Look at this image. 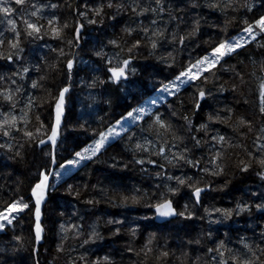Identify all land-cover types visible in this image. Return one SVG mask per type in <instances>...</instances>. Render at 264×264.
Returning a JSON list of instances; mask_svg holds the SVG:
<instances>
[{
    "label": "trees",
    "instance_id": "1",
    "mask_svg": "<svg viewBox=\"0 0 264 264\" xmlns=\"http://www.w3.org/2000/svg\"><path fill=\"white\" fill-rule=\"evenodd\" d=\"M108 3L109 0H93L91 5L81 8L80 11L86 13L81 17L77 15L79 5L75 0H25L22 6L15 5L13 0H6L3 6L17 9L15 15L8 18L15 19L17 27L22 31L20 48L23 51L19 52V57L7 47L6 42L14 39V34L7 19L0 14V39L5 40L0 53L5 57L13 55L12 61L0 58V77L5 78L0 79V89H10L13 92L17 87L20 89L14 96L16 104L12 110V114L18 118L17 126L28 131L30 128L35 129L39 125L37 116L48 125L49 94L57 93L58 89L71 82L70 92L78 100L75 107L78 116L76 128L79 132L86 133L91 130L90 134L77 141L66 158L59 159L56 151L58 165L55 172L59 169V163L72 158L74 151L95 139L94 130H105L129 111L132 105L128 110L118 112L125 104L133 102L134 96L145 92L144 97H139V100L132 103L138 106L150 95L148 86L152 85L147 84L141 75L145 63L155 72V91L161 83L172 79L190 60L194 61L202 56L204 49L214 47L222 39L238 34L244 26L240 21L247 19L251 22L264 15V0H232L231 6H227L229 0H162L165 11L155 14L150 10L157 7L155 0H111L112 8L107 7ZM211 3H218L219 6L209 7ZM245 3L252 6L251 12L241 6ZM101 4L104 5L102 15H93L92 10ZM117 4H123L124 7L118 9ZM133 7H136L137 12L141 8L149 11L136 15L131 10ZM32 12H36V15L32 16ZM22 16L43 26L39 36L29 37L23 34L26 26L20 22ZM53 17L59 19L60 25L66 22L69 26L64 29L60 38H54L50 31H46L50 27L47 21ZM76 19L85 28L84 39L92 44L93 58L82 54L77 57L75 69L78 68L81 72L75 77L66 68L70 51L64 40L68 41L65 37L71 39L73 36L72 27ZM89 19H95L96 23L89 24ZM152 20L157 21L155 26L151 24ZM197 20L199 31L189 38L187 33L192 31L194 21ZM113 22L119 32L111 31ZM145 27L149 29L147 34L142 31ZM125 28L134 31L129 35L124 32ZM153 30H163L165 39L152 37ZM257 33L255 40L250 38L236 54L225 56L222 63L212 69L214 75H209L207 82H192L178 94L171 96L166 103L155 108L152 114L159 111L162 118L171 125L170 131L164 132L161 129V134L158 135L152 126V120L145 118L103 148L92 161L83 162L61 179L54 175L46 205L44 226L47 233L44 244L39 246L36 253L32 234L33 216L27 222L21 218L13 221L12 225H6L0 230V264H82L78 257L85 255L89 264L94 260H98L99 264H218V261L212 259L216 253L208 250L216 249L221 241L227 249L232 250V253H226L225 258L231 254L245 253V244L251 245L256 251L257 245L264 248V244L260 243L264 239V210L255 208L256 204L264 203V180L257 175L261 169L255 162L247 172H240L236 167L239 160H249L247 152L264 156V149L259 147L264 144V115L259 113V84L264 80V71L261 70L264 66V34H259L258 29ZM173 34L177 37L175 42L172 41ZM180 36H185L183 45L179 43ZM148 38L157 39L155 49L151 48ZM113 39L117 40L120 48L109 44ZM136 40H140V47L132 53L127 78L113 82L109 79L110 73L107 70L108 59L120 52L121 48L124 49L121 58H126L127 48ZM61 49L65 53L63 56L60 55ZM101 50L103 55L97 56L96 52ZM173 61L174 64L170 67ZM24 68L28 71L24 72ZM237 74L243 76V84ZM33 82L37 83L36 88L32 87ZM233 84L238 85L235 91ZM200 87L210 90L211 95L201 99V106L195 108L198 99L196 93ZM29 99H32L34 106L26 107ZM11 108L12 105L0 96V119ZM227 109H231V113ZM217 113L220 119H208L209 115L216 116ZM21 116L24 119H20ZM185 117L191 120V125ZM241 117L251 120L250 131L247 126L238 124ZM202 124H206L207 128L200 129ZM133 134L135 138L130 140L129 137ZM45 136L42 130L39 139ZM214 136L217 137L216 140L212 139ZM221 136L225 138L223 141L219 140ZM21 137L22 132L16 133L14 137L0 135V145H14L12 150L0 147L1 161L14 164L17 168H12L13 172L22 168L21 174L26 180L20 186L15 175L0 166V205L20 196L28 202L26 197L30 196V186L36 182L38 171L45 166L49 171L52 166L47 155L52 149L49 146L39 148V140L21 149V156L17 157L15 146L23 142ZM193 137L200 141L198 146ZM137 143L142 145L141 149H136ZM161 146L165 147V152L157 155ZM217 150L222 155L217 158L216 163H222L224 167V171L218 176L212 173L219 169L210 163ZM177 152L198 164L194 167L179 160ZM136 160H143L144 163L137 164ZM149 160L156 163H149ZM204 168H208V172H204ZM169 176L193 177L194 180L201 181L198 186L210 185V190L204 192L201 202L193 207L191 190L182 186L174 197L168 195L167 198H183L193 215L178 216L163 224L154 223L150 216L153 209L151 205L157 202L159 192L166 191V186L176 187V181L169 180ZM69 185L73 186L71 191L68 189ZM143 193L147 195H142L137 203L127 201L122 204L119 200V194L131 197ZM114 195L116 198L111 199ZM55 197L63 202L62 208H59L60 213L59 209L53 213L51 210L50 201ZM89 200L93 203L89 204ZM241 202L249 204L251 210L239 215L233 213L226 219L215 211H211L210 215L205 212V209L214 208L235 209L237 203ZM182 208L180 211L185 210L184 206ZM145 211L149 213L148 217L141 215ZM110 219L122 223L109 224ZM61 224L68 229L66 233L61 231ZM71 225L77 227H70ZM93 228L99 238H93L84 244ZM77 231H80L78 236ZM22 235H27L29 239L25 241ZM17 236L22 239L16 240ZM109 248L113 250L109 251ZM149 248L151 251H148ZM165 251L168 255L161 256L160 253ZM105 256L109 257L108 261L104 260ZM261 259L264 260V255H261Z\"/></svg>",
    "mask_w": 264,
    "mask_h": 264
},
{
    "label": "snow or ice",
    "instance_id": "2",
    "mask_svg": "<svg viewBox=\"0 0 264 264\" xmlns=\"http://www.w3.org/2000/svg\"><path fill=\"white\" fill-rule=\"evenodd\" d=\"M6 0H0V14H3L4 18L7 19L8 25L11 26V31L14 34V39L8 40L7 47L10 50H14L16 53V56L19 57V52L23 51L22 48H20V38L22 35V31L17 27V21L15 19L8 18L9 16L15 15V12L17 9H14L12 6H3L5 4ZM15 5L22 6L25 3V0H13ZM155 4L157 7L150 9L151 12L154 14L157 12H164L165 7L162 4V0H155ZM232 5V0H229V4L227 6ZM218 3H211L209 7H218ZM242 7L246 8L247 11H252V6L248 5L247 3L241 5ZM43 7V5H41ZM52 7H56V5H52ZM108 8H112L113 4L111 3V0H109V3L107 4ZM116 7L118 9L123 8V4H117ZM104 5L101 4L94 8L93 15L95 16H101L103 13ZM136 15H142L144 12L149 11V9L141 8L139 12H137L136 7H133L131 9ZM32 16L36 15V12L31 13ZM77 15L84 17L86 15L85 12L79 11L77 9ZM110 19H114V17H110ZM172 19H175V17H172ZM20 22L24 24L26 27L23 29V34L29 37L33 36H39L41 33V29L43 28L42 25H38L36 23L31 22L29 19H26L25 17H20ZM48 25L50 26L48 30L50 31V34L54 38H60L61 33L64 31V29H67L69 26L65 22L63 25L59 24V19L57 17H53L52 19L47 21ZM89 24L96 23L95 19H89ZM157 23L156 20H152L151 24L155 26ZM243 27L240 28V31L236 37L233 38H225L222 39L219 43H217L214 47L210 46L209 48L204 49V54L198 58H196L194 61L190 60L189 63L184 65L182 69L176 73L172 79L168 80L166 83L160 84V90L164 93H167L170 96H175L178 94L181 90V86L185 84H190L195 81L204 80L205 82L208 81L209 75H214L212 72V69L216 67V65L221 64L222 60L225 56H231L233 54L237 53L238 49H242L245 47V45L249 42L243 34H247V36H250L253 40H255L257 36V29L259 31V34H264V15H260L258 18L253 19L251 22H249L247 19H243L240 21ZM199 21H194V26L192 28V31L187 33V36L190 38L192 36H195L197 32L199 31L198 28ZM83 27L81 24H77L75 27V35L73 37V40L75 42L79 41V33L80 29ZM134 30L131 28H125L124 32L128 33L129 35L132 34ZM142 31L147 34L149 29L147 27L143 28ZM152 37H156L159 40L165 39L163 30H153ZM150 39L151 48L155 49L157 47V39ZM177 39L176 35L173 34L172 41L175 42ZM73 40H69L68 44L71 45L73 43ZM185 41V36L179 37V43L183 45ZM127 43V41H125ZM207 43V42H206ZM109 44L113 45L114 47L120 48V45L118 44L117 40L113 39L109 41ZM5 45V40L0 39V47H3ZM140 47V40H136L134 43H132L127 48V57L121 58V53L124 52V49L121 48L120 52L116 53L114 57L108 59V72L110 73L109 79L113 82H118L122 78L126 79L128 76V69L129 65L132 61V53L134 50H138ZM60 55L63 56L65 53L63 50H60ZM97 56L103 55L102 50L96 52ZM169 56H171V53H169ZM0 58H4L8 61L13 60V55L9 54L6 57L3 56L2 53H0ZM74 61L72 59L67 60L66 68L68 72L70 73L73 69ZM174 61L169 65L170 67L173 66ZM262 71H264V66L261 68ZM24 72H27L28 69L24 68ZM133 72H135V69H132ZM238 79L240 80V83H244V78L242 75L237 74ZM0 79H5L4 77H0ZM13 84H15V81H11ZM103 83V81H101ZM33 88L37 87V83L33 82L32 84ZM233 90L235 91L238 88V85L233 84ZM222 90V88H221ZM20 89L17 87L15 89V92H13L10 89H0V96H3L4 101L10 103L12 105V108L9 110L8 113H3V119H0V135L4 137H14L16 133L22 132V143H19L17 146H15V155L17 157L21 156V149H24L26 146H31L35 141L39 140V144L44 145L46 143L45 139H39V135L41 134L42 130L43 133L47 137V142H49L52 146V152L49 155V160L51 164H57L58 161L56 159V153L55 148L57 147V141L58 138L61 135V128H62V121L65 116V94L69 91V88L67 86L58 89L57 93L55 94H49L50 96V103H49V119L50 123L48 125H45L43 121H40L39 116H37V121H39V125L35 127L34 131H28L22 128H19L17 126V116L15 114H12V110L15 108L16 101L14 100V96L17 92H19ZM196 95L198 96V99L196 100L195 108H199L200 100L205 98L206 95H211L210 90L206 91L204 88L200 87L197 89ZM151 103L154 105L156 103V100H152ZM28 106H34L32 99L28 100ZM195 110V109H194ZM229 113H231V109H227ZM259 113L261 115H264V80L260 81L259 84ZM175 113H173L174 115ZM27 114L25 113L24 116ZM24 116H21L20 119H24ZM145 118H150L152 120V126L155 128L156 133L159 135L161 134V129L164 130V132H168L171 130V125L168 124L163 118L162 115L157 111L156 113L152 114L151 107L148 106H140L137 108H133L130 111H127L126 114L121 115L119 119L115 121V124L108 125L105 130H94L93 135L95 136V139H93L90 143H88L85 147L81 148L78 151H74L72 153V158L70 159H64L62 163H59L60 169L72 168L81 165L84 161H92L94 158L97 157V154L101 152V149L105 147V145L114 138L121 137L122 133H127L129 129L125 128L122 121L124 122H131L133 125H135L137 122L144 120ZM231 119V116L228 117ZM187 120L188 124L191 125V120H188L187 117L184 118ZM210 121L213 119H220L219 113L216 114V116L209 115L208 118ZM227 122V121H225ZM25 123L27 121L25 120ZM238 124L241 126H247L249 131L251 130L252 122L251 120H245L244 118H239ZM117 127L119 130H117ZM207 125L202 124L200 125V129H206ZM200 129H197L199 131ZM135 134L129 137V139H134ZM213 140H216L217 137H212ZM225 138L223 136L219 137L220 141H223ZM193 140H195V137H193ZM148 143H151V141H147ZM196 145L198 146L200 141L195 140ZM0 147H7L9 150H12L14 148V145L11 143H8L6 145H0ZM136 149H141L142 145L140 143H137L135 145ZM259 147L261 149H264V144H260ZM187 151V149H185ZM165 152V147L161 146L159 148V152L157 155L162 154ZM222 153L217 150L216 155L212 157L210 163L215 165L216 169H219V171H213V175H220L224 171V167L222 166V163H216L217 158L221 157ZM176 156L179 158V160H184L188 164H192L194 167L198 164V162H194L192 160H187L185 155L181 152H177ZM247 156L249 157V160L246 162L244 159L239 160L236 167L239 169L240 172H247L252 166L253 162L261 169L257 172V175L264 180V156H256L252 152H247ZM149 163H156L154 160H149ZM135 163L137 164H143V160H136ZM171 163V161H169ZM127 165H125L126 167ZM160 167H163V165H160ZM204 172H208V168L203 169ZM52 175L48 171L47 166L43 168V170H39L36 177V182L30 186V197L29 201L25 202L24 197L20 196L19 198H12L10 201L0 205V230L4 229L6 225H12L13 221L18 219L19 214L25 212L27 210L29 213L33 216V227H34V240L36 242H39L43 238V233L45 231L42 223V205L46 203V195L47 190L49 188V176ZM55 175L57 177L61 176L60 172H55ZM159 175V173H157ZM169 180H175L176 181V187L166 186L165 192H159V198L157 202L151 207L155 209L156 214H158L161 217H171V216H185L186 214L191 217L193 213L188 210V205L186 204L184 206L185 210L177 212L176 208L173 206V200L171 198H167L168 195L175 196L181 189V187H185L190 191V196L193 198V207L195 205H198L201 202V195L202 193L210 190V185H205L204 187L198 186L201 181L194 180L193 177H173L169 176ZM72 185L68 186L69 191L72 190ZM139 192V190H137ZM146 196V193L138 194V195H132L131 197L119 194V200L123 204L129 199H131L132 203H137L141 199V196ZM156 195L155 193L153 194ZM34 198V202H33ZM115 195L111 199H115ZM89 204H92L93 201L89 200ZM255 208L258 210H264V203L256 204ZM251 206L247 203H237L235 209H205L206 214L210 215L211 211H215L216 213L223 216L225 219L233 215V213L239 215L241 212L244 211H250ZM109 224H121V221L118 220H109ZM70 227L76 228L77 226L71 225ZM62 232H67L68 229L65 228L63 224L60 225ZM116 232H119V228L116 229ZM133 234L135 232V229L132 230ZM76 235H80V231L76 232ZM264 235V233H262ZM67 237L65 236V239ZM93 238H99V234L95 231L93 228V231L89 234L88 239L84 240V244H87L90 240ZM16 240H21L22 238L17 236L15 237ZM199 241H197L198 243ZM151 243V239L149 240V244ZM261 244H264V239L261 240ZM245 249L247 251L243 253L242 255H236L231 254L227 258L226 253H232L231 249H227L224 245V242L221 241L216 249H209L208 251L210 253H216L212 256L213 261H218V264H264V260L261 259V255H264V248H260L259 245H257V249L253 250V247L249 244L244 245ZM129 251H132V249H129ZM148 251H151L149 248ZM259 252V254H258ZM161 256L166 257L168 253L161 252ZM159 258V257H158ZM78 259L82 262V264H89V260L87 256H80ZM105 261L109 260V257H104ZM91 264H99L98 260L91 261Z\"/></svg>",
    "mask_w": 264,
    "mask_h": 264
},
{
    "label": "rangeland",
    "instance_id": "3",
    "mask_svg": "<svg viewBox=\"0 0 264 264\" xmlns=\"http://www.w3.org/2000/svg\"><path fill=\"white\" fill-rule=\"evenodd\" d=\"M92 1L93 0H75L76 4L79 5L77 7V9L79 11L81 10V8H84V7H87V6L91 5V2ZM91 8H92V6H91ZM77 24H79L78 19H76L74 21V24H73V27H72V29H73V36L71 37V39H70V37H65L66 39L73 40V37L75 35V27H76ZM110 29H111L112 32H119V30L117 28V25L115 23H114V25H111ZM84 31H85V28L83 26V33H84ZM83 33H82L79 41L78 42H75L73 40V43L71 45L68 44V41L69 40L68 41L67 40H64V41L67 42V44L69 46L68 50L70 51V54L68 56V59H73L74 58V60H75V67H76L77 57L80 54L84 55L85 57L87 55L90 58H93L92 49H91L92 44H91L90 41H87L86 39H84ZM237 35L238 34L232 36L231 38L236 37ZM243 35L245 36V38L247 40H249L251 38L250 36H247V34H243ZM74 69H73L72 72L74 73V76L76 77V75L79 72H81V71L78 70V68H76L75 70ZM141 75H143V78H145V82L147 84H150L151 83V85H152V86H148V88H149L148 90L150 91V96L148 98H146L138 106H135L136 104L133 105L132 104L133 102H136L137 100H139V97H142L143 95H145V92L142 91V92L139 93V95H136V96H134L132 98L133 102H130V103L125 104L120 110H118V112L121 113V111L124 112V111L128 110L131 105H132V108L130 110H132L133 108L140 107V106H148V107H151V109L153 111L154 108H156V106H158V104L163 103V102H166L171 97L167 93L162 92L160 90V87L153 93V90L156 87L153 84L154 79H155V77H154L155 76V72L150 70L149 64L145 63V66H144V69H143V73ZM186 85H188V84H185V85L181 86V89L184 88ZM152 100H156V103L154 105L151 103ZM67 102H68L67 103V106H66L67 114H66V118H65V121L66 122H65V126L62 129L61 140H60V142L58 144V147H57L58 158L61 159V160H62V158H66L70 154V152H72V150L74 149L75 145L77 144V141H79L83 136H87L88 134L91 133V130H88L87 133H86L85 131L79 132L77 130V128H76L77 127L76 125L78 124V116L76 115L75 107L77 106L78 100H77L76 96L74 94H72V92H70V94L68 96ZM44 119H45V115H44ZM45 120H47V119H45ZM122 123H123L124 127L127 128V129L130 128L131 126H133V124L131 122H124V121H122ZM114 124L115 123H113L112 125H114ZM117 130H119L118 127H117ZM29 131H34V129L33 128H30ZM122 134H124V133H122ZM122 134H121V136H122ZM118 138L119 137L114 138V139H111L105 145V147L108 146V145H110L111 143H113ZM0 166H4L9 171L10 174L15 175V177L14 176L13 177L17 179V181H16L17 184H19L20 186L25 184V181L26 180L23 178V174H21L23 172V171L21 172L22 168H20V171L15 170L13 172V170L16 169L17 167L14 164H7V163L5 164L3 161H1V159H0ZM78 167L79 166L72 167V168H67L66 167L65 169H60L59 168V169L56 170V172H60L61 173V176L60 177H57L55 175L54 177L57 178V179H61V178L65 177L66 175H69L72 171L76 170ZM12 168H14V169H12ZM10 169H12V170H10ZM14 178H12V179L15 181ZM29 197H26V199L29 200ZM60 200L61 199H59L58 197H55L54 200L50 201L52 203L51 204L52 213H53V211L55 212L59 208H62L61 205H63V202L60 201ZM172 200L176 204V206H177V208H178L179 211H180V209H183L182 208L183 206H185V201H184L183 198H180L179 200H176V199L172 198ZM128 202H131V200L128 201ZM46 211H47V206H46V209H45V216H46ZM58 213H60V209L58 210ZM142 214H144L147 217L149 215V213H147L146 211L143 212V213L141 212V215ZM138 215H140V212H138ZM31 216H32V214L29 213L27 210H25V212L19 214L18 219L15 220V221H18L21 218V219H23V221H26L27 222L31 218ZM150 216L153 217V221H154V213L153 212H151ZM154 223H155V221H154ZM44 225H45V222H44ZM32 234H34L33 231H32ZM22 236L25 237V241H27L29 239V237L27 235L26 236L22 235ZM112 245L115 247V244H112ZM112 250H113L112 248H109V251H112Z\"/></svg>",
    "mask_w": 264,
    "mask_h": 264
},
{
    "label": "water",
    "instance_id": "4",
    "mask_svg": "<svg viewBox=\"0 0 264 264\" xmlns=\"http://www.w3.org/2000/svg\"><path fill=\"white\" fill-rule=\"evenodd\" d=\"M79 24L82 25V23H80V22H79ZM82 33H83V27L80 29L79 39H80ZM72 60L74 61V64H73V69H74V68H75V60H74V58H73ZM73 69L71 70V72L73 71ZM123 79H124V78H122L121 80H123ZM66 86L69 88V91L65 94V105L67 106V100H68V96H69V94H70V90H71V82H69ZM66 114H67V109H66V107H65V116H64L63 121H62L61 134H62V129H63L64 124H65ZM61 136H62V135H60V137L58 138V141H57V147H58V144H59V142H60V140H61ZM43 139H45L46 143H45L44 145H41V144H39V142H38V146H39V148H43V147L49 146V147L52 149L51 144H50L49 142H47V137L45 136ZM57 147L55 148V153H56V151H57ZM52 150H53V149H52ZM57 165H58V163H57V164H52V166H51V168H50V170H49V172L52 173V175L49 176V185H50V186H49V188H48V190H47L46 203H44V204L42 205V213H43V215H42V223H43V227H44V229H45V226H44L45 209H46V205H47V203H48V201H49L50 187H51V184H52V179H53V176H54V171H55ZM202 195H203V193H202ZM202 195H201V199H202ZM33 202H34V198H33ZM173 206L176 208V211L178 212V208H177L176 204L174 203V201H173ZM152 211H153V213H154V221H155V223H158V224H163V223L169 222V221L174 220L175 218L178 217V215H177V216H171V217H161V216H159L158 214H156L154 208L152 209ZM33 233H34V227H33ZM45 237H46V229H45V231H44V233H43V238H42L39 242H36V241H35V244H36V246H35V252L38 251L40 245L44 244V242H45Z\"/></svg>",
    "mask_w": 264,
    "mask_h": 264
}]
</instances>
